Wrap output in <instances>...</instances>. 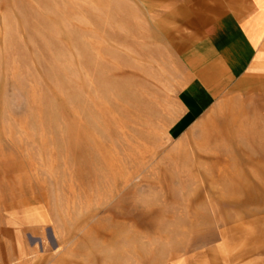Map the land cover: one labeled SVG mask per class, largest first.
Here are the masks:
<instances>
[{
  "label": "rangeland",
  "instance_id": "1",
  "mask_svg": "<svg viewBox=\"0 0 264 264\" xmlns=\"http://www.w3.org/2000/svg\"><path fill=\"white\" fill-rule=\"evenodd\" d=\"M185 18L0 0V264H264L263 96L194 112Z\"/></svg>",
  "mask_w": 264,
  "mask_h": 264
},
{
  "label": "crops",
  "instance_id": "2",
  "mask_svg": "<svg viewBox=\"0 0 264 264\" xmlns=\"http://www.w3.org/2000/svg\"><path fill=\"white\" fill-rule=\"evenodd\" d=\"M184 6L186 99L197 114L230 93L263 96L264 0H169Z\"/></svg>",
  "mask_w": 264,
  "mask_h": 264
}]
</instances>
